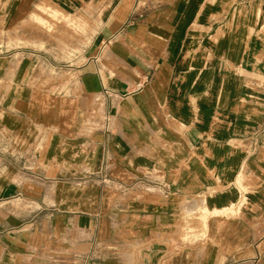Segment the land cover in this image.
I'll return each mask as SVG.
<instances>
[{"label": "crops", "instance_id": "crops-1", "mask_svg": "<svg viewBox=\"0 0 264 264\" xmlns=\"http://www.w3.org/2000/svg\"><path fill=\"white\" fill-rule=\"evenodd\" d=\"M0 264H264V0H0Z\"/></svg>", "mask_w": 264, "mask_h": 264}, {"label": "rangeland", "instance_id": "rangeland-1", "mask_svg": "<svg viewBox=\"0 0 264 264\" xmlns=\"http://www.w3.org/2000/svg\"><path fill=\"white\" fill-rule=\"evenodd\" d=\"M44 17H46V16H44ZM49 19L50 20L53 19L54 23H58V21H59L58 24L63 23L62 26L64 27V30H61V31L53 30V31L49 32V34L47 32V34H48L47 39L52 40V38H53L54 40H57L58 42L70 41L72 39V37L77 33V31H74L71 28H74V27H77V26H82V24H81L82 22L79 19H78L79 22H77L75 18H74V21L72 22V20L71 21L70 20H67V21L65 20L64 21V19L56 17L55 15L54 16L49 15ZM47 21L48 20H45L44 22H47ZM67 25H68V27H67L68 29L65 28V26H67ZM48 49H50V48H47V50ZM68 50L69 51L70 50H72V51L74 50L75 51V50H79V48L78 47H74V48L58 47L59 54H65V53L69 52Z\"/></svg>", "mask_w": 264, "mask_h": 264}, {"label": "built area", "instance_id": "built-area-1", "mask_svg": "<svg viewBox=\"0 0 264 264\" xmlns=\"http://www.w3.org/2000/svg\"><path fill=\"white\" fill-rule=\"evenodd\" d=\"M146 82H147V79H145L143 82L136 84V89H140Z\"/></svg>", "mask_w": 264, "mask_h": 264}]
</instances>
